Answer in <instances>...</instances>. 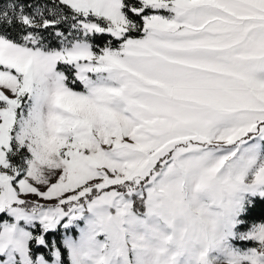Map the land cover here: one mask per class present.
I'll use <instances>...</instances> for the list:
<instances>
[{
	"label": "snow or ice",
	"instance_id": "obj_1",
	"mask_svg": "<svg viewBox=\"0 0 264 264\" xmlns=\"http://www.w3.org/2000/svg\"><path fill=\"white\" fill-rule=\"evenodd\" d=\"M253 212L264 0H0V264H264Z\"/></svg>",
	"mask_w": 264,
	"mask_h": 264
},
{
	"label": "trees",
	"instance_id": "obj_2",
	"mask_svg": "<svg viewBox=\"0 0 264 264\" xmlns=\"http://www.w3.org/2000/svg\"><path fill=\"white\" fill-rule=\"evenodd\" d=\"M100 42L101 41H97V43H100ZM247 219L255 222V221H261L264 218H262L260 216L259 212H253L249 215V217ZM73 231H75V230H73ZM244 244H245V242H239V245H241V246H243ZM249 244H251V243H249ZM65 257H66V253H65Z\"/></svg>",
	"mask_w": 264,
	"mask_h": 264
},
{
	"label": "rangeland",
	"instance_id": "obj_3",
	"mask_svg": "<svg viewBox=\"0 0 264 264\" xmlns=\"http://www.w3.org/2000/svg\"><path fill=\"white\" fill-rule=\"evenodd\" d=\"M255 222H259V221H255ZM238 246H241V245H238ZM249 246H253V245L249 244Z\"/></svg>",
	"mask_w": 264,
	"mask_h": 264
}]
</instances>
